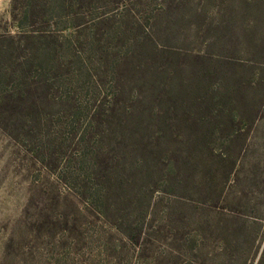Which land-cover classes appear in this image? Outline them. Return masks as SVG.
<instances>
[{
  "label": "rangeland",
  "instance_id": "obj_1",
  "mask_svg": "<svg viewBox=\"0 0 264 264\" xmlns=\"http://www.w3.org/2000/svg\"><path fill=\"white\" fill-rule=\"evenodd\" d=\"M28 2L0 0V264H264V0L37 1L33 35Z\"/></svg>",
  "mask_w": 264,
  "mask_h": 264
},
{
  "label": "trees",
  "instance_id": "obj_2",
  "mask_svg": "<svg viewBox=\"0 0 264 264\" xmlns=\"http://www.w3.org/2000/svg\"><path fill=\"white\" fill-rule=\"evenodd\" d=\"M28 1H29L28 2L29 4L26 5L28 8H25V10H24V14L25 15L22 18H20V19L18 17H15V16L13 18H14V21L16 22V28L18 30H20V32H25L28 35H33V33H39L41 31H43L42 28H45V27H42V25H40V27L37 26V28H35L34 27V23H32L30 25H26L25 22H26V19L28 18L27 17L28 10L30 12L33 11L36 8V7L35 8L33 7V3L37 2V1H40L41 4H40V6L38 8L39 9L38 11L40 13H43V14L46 15V13H49L51 10H54V12L56 10H59L58 6H54V5H57L58 0H28ZM52 1H53L54 5H51ZM75 1H76L77 5H76V8L73 10V15L79 16V15L82 14L80 5L82 4L83 0H75ZM224 193H225V191L221 195H217L215 197L214 201L213 202L210 201V203L208 204L211 207L216 208V210H217L216 214L218 216V219H219L220 223H222V224L224 222L231 221L232 219L235 218V217H233L230 214V213H232V211L229 209V207H227L225 205V201L224 200H225V194L226 193L225 194ZM224 243H229V242L225 240ZM222 250H223V252H228V247L226 246V248L225 249L222 248Z\"/></svg>",
  "mask_w": 264,
  "mask_h": 264
}]
</instances>
